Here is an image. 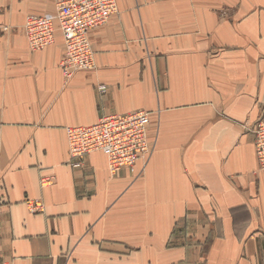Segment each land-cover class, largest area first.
I'll list each match as a JSON object with an SVG mask.
<instances>
[{
    "label": "crops",
    "instance_id": "crops-1",
    "mask_svg": "<svg viewBox=\"0 0 264 264\" xmlns=\"http://www.w3.org/2000/svg\"><path fill=\"white\" fill-rule=\"evenodd\" d=\"M58 1L0 0V264H264V0H117L69 77L61 31L32 51L24 29ZM136 109L146 166L71 164L68 127Z\"/></svg>",
    "mask_w": 264,
    "mask_h": 264
},
{
    "label": "built area",
    "instance_id": "built-area-1",
    "mask_svg": "<svg viewBox=\"0 0 264 264\" xmlns=\"http://www.w3.org/2000/svg\"><path fill=\"white\" fill-rule=\"evenodd\" d=\"M117 12V0H59L54 14H29L26 17L24 29L29 48L32 51L47 48L55 42L56 31L60 30L65 43L61 60L63 73L69 77L79 70H94L97 65L88 32L107 23L111 15ZM100 89L104 90L105 86L102 85ZM150 116V111L136 109L126 113L106 115L92 125L68 127L67 139L71 164L74 167H82L84 156L100 151L107 157L112 174L123 167H130L133 161L129 162L128 159L132 156L134 161L141 159L146 166L151 151L154 150V143L150 142L147 133ZM132 119L137 121V128H133L134 136L128 138L125 136V131L129 129L128 122ZM249 130L255 137L258 166L264 170V113ZM101 131L103 133L99 136ZM77 133L87 135L89 139L78 145L74 138ZM94 134L96 136H93ZM89 135L91 137H88ZM122 158L126 159L122 160ZM53 181V176L41 178L44 186L52 184ZM30 206L33 212L41 211L43 208L38 201H31Z\"/></svg>",
    "mask_w": 264,
    "mask_h": 264
},
{
    "label": "rangeland",
    "instance_id": "rangeland-1",
    "mask_svg": "<svg viewBox=\"0 0 264 264\" xmlns=\"http://www.w3.org/2000/svg\"><path fill=\"white\" fill-rule=\"evenodd\" d=\"M96 69V68H95ZM128 124L130 125V127H129V129H127L126 131H125V136L126 137H131V136H134V129H135V127L137 128V121L135 120V119H132V120H130L129 122H128ZM135 125V126H134ZM134 128V129H133ZM103 132L101 131V132H99V136L102 134ZM147 133H148V135H149V128L147 129ZM93 136H96L95 134L93 135ZM88 137H91L90 135L88 136ZM75 141H76V143L78 144V145H80L81 143H83L84 141H86V140H88L89 138H87V135H84V134H79V133H77L76 135H75ZM97 138V137H96ZM149 139H150V137H149ZM150 142L151 143H154V150L153 151H151L152 153H151V155L150 156H152L153 154H154V152H155V150H156V140H151L150 139ZM120 146H122V143H120ZM128 147H125V149H127ZM88 156V155H87ZM87 156H84L85 158L87 157ZM84 158V159H85ZM151 158V157H150ZM150 160V159H149ZM128 161L129 162H131V161H133V163H132V165L130 166V167H123L122 169H120V170H118V171H116V172H114V174L113 175H117L121 170H123V169H130L131 171H134L135 170V168H136V166H137V164L138 163H142L143 164V167H144V162L141 160V159H136L135 161H134V157L132 156V157H130L129 159H128ZM144 169V168H143Z\"/></svg>",
    "mask_w": 264,
    "mask_h": 264
},
{
    "label": "bare ground",
    "instance_id": "bare-ground-1",
    "mask_svg": "<svg viewBox=\"0 0 264 264\" xmlns=\"http://www.w3.org/2000/svg\"><path fill=\"white\" fill-rule=\"evenodd\" d=\"M94 152H96V151H94ZM93 153V152H92ZM126 158H122V160H125Z\"/></svg>",
    "mask_w": 264,
    "mask_h": 264
}]
</instances>
